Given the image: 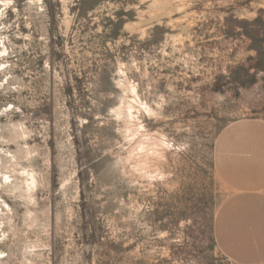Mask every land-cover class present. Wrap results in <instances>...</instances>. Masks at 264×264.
Segmentation results:
<instances>
[{
	"label": "rangeland",
	"instance_id": "rangeland-1",
	"mask_svg": "<svg viewBox=\"0 0 264 264\" xmlns=\"http://www.w3.org/2000/svg\"><path fill=\"white\" fill-rule=\"evenodd\" d=\"M257 128L264 0H0V264H237Z\"/></svg>",
	"mask_w": 264,
	"mask_h": 264
},
{
	"label": "crops",
	"instance_id": "crops-1",
	"mask_svg": "<svg viewBox=\"0 0 264 264\" xmlns=\"http://www.w3.org/2000/svg\"><path fill=\"white\" fill-rule=\"evenodd\" d=\"M249 155L241 163L245 178L220 205L215 237L221 251L237 264H264V128L254 132Z\"/></svg>",
	"mask_w": 264,
	"mask_h": 264
},
{
	"label": "bare ground",
	"instance_id": "bare-ground-1",
	"mask_svg": "<svg viewBox=\"0 0 264 264\" xmlns=\"http://www.w3.org/2000/svg\"><path fill=\"white\" fill-rule=\"evenodd\" d=\"M154 153V152H153ZM27 172V171H26ZM34 176V175H33ZM36 178H34V177H32V183H35L36 182V180H35ZM28 182V181H27ZM30 186V185H29Z\"/></svg>",
	"mask_w": 264,
	"mask_h": 264
}]
</instances>
